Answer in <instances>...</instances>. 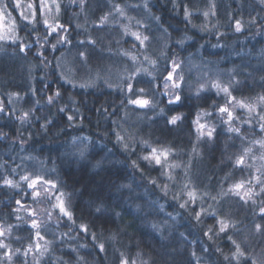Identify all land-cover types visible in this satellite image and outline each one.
I'll use <instances>...</instances> for the list:
<instances>
[{
    "label": "trees",
    "instance_id": "16d2710c",
    "mask_svg": "<svg viewBox=\"0 0 264 264\" xmlns=\"http://www.w3.org/2000/svg\"><path fill=\"white\" fill-rule=\"evenodd\" d=\"M20 2L17 10L15 0H0L15 19L9 39L0 40V242L7 245L0 248V264H120L121 253L136 264H236L228 236L247 257L264 264V193L255 194L260 186L253 188L255 204L231 193L220 195L264 173L258 158L264 149L254 143L264 139L257 115L264 114L259 100L264 96V0H85L83 6L81 0H47L33 31L20 12L27 15V4L38 7L39 0ZM103 16L108 19L101 26ZM45 18L64 29L47 35ZM133 32L149 39L141 45ZM58 34L68 42L57 43ZM21 45L30 48L21 52ZM173 62L183 82L175 89L181 102L170 105L164 77ZM128 83L136 95L127 91ZM224 87L237 101L256 107L250 126L242 123L249 117L245 109L227 105L240 118L232 126L244 139L227 130V116L218 112L227 100ZM137 97L154 106L128 103ZM172 116L181 119L170 124ZM198 119L215 129L212 139H198ZM117 134L124 140L118 141ZM248 147L252 152L245 163L251 167L234 166ZM151 148L172 150L168 162L179 165L167 169L173 180L161 175V166L141 159ZM25 175L53 180L66 195L74 223L58 210L49 220L43 210H50V203L36 204L26 194L31 190L21 180ZM5 179L18 187L5 185ZM186 183L198 198L180 208L188 199L181 192ZM33 218L41 222L42 240L30 226ZM217 219L229 222L226 232L219 233ZM241 264L249 262L241 258Z\"/></svg>",
    "mask_w": 264,
    "mask_h": 264
},
{
    "label": "snow or ice",
    "instance_id": "6c2138e0",
    "mask_svg": "<svg viewBox=\"0 0 264 264\" xmlns=\"http://www.w3.org/2000/svg\"><path fill=\"white\" fill-rule=\"evenodd\" d=\"M85 0H81V6H83ZM47 0H39V6L37 7V5L35 3H28L26 8L27 10H30L29 13L26 15L24 11L20 12V16L21 19L27 22V25H31L32 27L29 29V31H33L35 30V24L39 23V21L37 20V12H43L45 6H46ZM53 3H55V0H53ZM7 7L8 5L0 3V25H2L3 20L5 18V16H11L10 13L7 12ZM14 7L19 10L21 9V2L20 0H15L14 3ZM59 4H56V10L57 12H59ZM117 11L121 12V14L123 15V11L117 7ZM186 13H187V9H185ZM205 16L208 15L207 12L204 13ZM107 16H103L101 17V26L104 24L105 21H107ZM43 25L44 27L48 30L47 31V35L51 36L54 33H58V30H63L64 29V25L60 24V23H49L48 19L45 18L43 20ZM79 27V25H78ZM236 28L237 30H240V23L237 22L236 24ZM12 31H14V27L12 29ZM127 34V32L125 33ZM131 35L139 41V43L141 45H144L145 41H147L149 39L148 36H143L141 37L140 34L133 32L131 33ZM5 39L4 35H0V40ZM39 42V41H37ZM68 42V38L62 34H58L57 35V43H65ZM80 44H84L85 41H80ZM87 43L89 44H95V41L93 40H88ZM25 48H30V45H21L20 46V51L24 52ZM53 50L56 49V45H52ZM37 55H42V53L37 52ZM79 55L81 58H83L85 61L87 60L86 57V53L84 51H80ZM134 62L136 57L131 56L130 57ZM146 60H149V58L147 56H145ZM149 63H151L153 66L155 65V61L149 60ZM179 67V65H177L175 62H173V66L171 68L170 71H168L167 76L164 77L165 79V92L163 93L164 95H168L169 94V90H171V96L168 99V103L174 104V103H179L181 102V94L179 92H176L175 89L180 88L181 84L183 82V77L182 76H177L176 75V69ZM139 73V69H137V73H135L133 76L128 77L129 80L133 79L134 76L136 74ZM155 79V78H153ZM177 80H179V83H177ZM170 82V84H169ZM85 85H81V87H84ZM214 87H217L218 89L220 88L219 85H214ZM226 97L227 100L225 102L224 106H219L218 107V112L221 114V116L223 117V115L226 114L227 119L224 120V123L228 124V131L235 133L237 136H240L241 139H244V137L241 135V130L238 127H233L232 126V121L235 120H239L240 118L237 116H234V113L232 110H230V108L227 106L228 104H232L233 107H240L243 108L247 111V113L249 114L248 119L242 121V123H247L250 126H252V119H254L255 117L252 116L253 113L256 112V107L255 105L252 104H247L244 101H237L236 98L234 96H232L231 92L229 91V89L227 87H224L221 89ZM127 91L129 93H132V95H136V93L133 90V85L132 83H128L127 84ZM140 93L144 92L143 88H140L138 90ZM56 97L60 96V92L57 91L56 92ZM197 95H199V93H197ZM54 100V97L49 96L48 97V102L52 103ZM259 100L264 103V96L260 97ZM128 103L129 104H133L136 105L139 108H148V107H152L154 105L151 104L150 100L148 99H144L141 97H137L135 99L129 98L128 99ZM4 109L2 106H0V112H3ZM61 112L64 111L63 108L60 109ZM161 113H163V109H161ZM27 113L24 114L23 117H21V119H24L27 117ZM206 115H211V113H206ZM258 115V120H259V129L261 132H264V114H257ZM73 119L72 116L68 117V120L71 121ZM179 119H181V117L179 116H172L167 122L170 124H175ZM196 123L198 124V132H199V136L198 139L203 138L205 135L208 137V139H212L213 138V132L215 131L214 128H208V126L206 124H201L199 123V119L196 121ZM205 129H207L206 131H204ZM117 140L118 141H123L124 138L122 136H120L119 134H117ZM254 143H257L260 145V147L262 149H264V139L261 140H257L254 141ZM125 149L128 148L127 144H124ZM252 152V149L250 147L248 148H244L243 149V153L241 155H238L235 159V164L234 166L236 167H251V165H248L245 163L246 158L249 156V154ZM172 154V150L170 148H161V149H157V148H151V151L148 155H144L141 157L142 160L149 162V164H152L153 162L155 163V165L157 166H161L162 167V172L161 175H167L169 180H173L174 177L167 172V169L169 168H176L179 167V165L176 164H172L168 162V158L169 156ZM260 160L264 161V152L261 153V155L258 157ZM253 159H256V157H253ZM133 166H136V162L133 161ZM260 172V169H257V173ZM187 175V173H186ZM264 176V173H260L259 175L257 174H253L251 179L245 181V180H241L235 184H232L229 186L228 190L226 192L222 191L220 193L221 196H226L229 193H231L232 195H236L239 196L240 199L242 201H244L245 204L248 203L249 200H252V203L255 204L256 201L254 199H252L253 196V188L256 185H259V192L255 193L256 195H259L260 193H264V179H262L261 177ZM21 180L27 182L28 184V188L31 190L29 193H26L27 195H30L31 198L33 199V201L36 204H40L41 202H48L50 203V210L49 209H44L43 211L46 212L47 214V218L49 220H51L52 217V210H58L59 212V216L61 217H66L69 221H73V214L72 212L69 210L68 206H67V202H66V195L65 193H63L62 191H59L57 184L51 180V179H45L43 176H36L33 179H30L28 175L22 176ZM255 181V184H253L252 182ZM153 183L155 184L156 181H153ZM4 184L9 186V187H18V185L14 184L12 180H8L5 179L4 180ZM249 184L251 185V187L247 188L246 190H244L243 192H241L242 189H245V185ZM163 190L165 191V195H167L168 193V186L164 185L163 186ZM181 192L186 195L188 197L187 200H185L183 203L179 204L180 208H185L186 205L189 202L195 203V201L197 200V195H196V191L195 189H188V184L186 183L184 185V188L181 190ZM205 195H207V193H205ZM175 200H177V202H179V195H176L173 197ZM212 199H217V197H212ZM17 204H20L21 202L19 200L16 201ZM97 211H100V209H97ZM204 210L201 209V212H196L195 213V219L197 221H200L201 218V213ZM31 214V213H30ZM209 215L213 216L214 218L216 217V213L215 212H210L208 213ZM118 215V214H117ZM260 215H261V219L264 220V207L260 208ZM74 223V221H73ZM216 223L219 224V233H224L227 231V229L229 228L230 224L228 221L226 220H222V219H217ZM31 228L35 229V235L38 239H43V236H41L40 234V227H41V222L38 221L37 219L33 218L32 222H31ZM155 227V226H154ZM231 227L235 228V224H232ZM257 232L261 231V225L260 224H256L255 225ZM80 230L82 232H84L85 234H87L88 229L85 225L81 224L80 225ZM211 228L209 229V232H211ZM217 233V234H219ZM206 235L208 233H205ZM4 235V230H0V236ZM92 239L95 242L96 241V235L95 233L92 234ZM229 241H231V243L235 246V252L232 255V260H234L236 262V264H241V258H243L245 261L249 262V264H257V260L254 258H250L247 257L245 255V252L241 250V246L240 244L236 243L235 240L232 239L231 236H228ZM36 249L39 250L40 249V245L36 244ZM83 247V245H82ZM97 247L99 248V250L101 252L105 251V245L103 243H99L97 245ZM0 248H7V245L4 244L3 242H0ZM32 250V246L29 245V248L27 251H31ZM19 251V249L17 250ZM27 251L24 253L25 255H27ZM45 251H47V248H45ZM72 251H76L75 249H73ZM41 255H43V252L40 253ZM82 257H78L77 261L79 262V260H81ZM225 259H229L227 256L225 257ZM120 264H136L135 260H129L128 258H125L123 253H121V259H120ZM142 264H147V261H143Z\"/></svg>",
    "mask_w": 264,
    "mask_h": 264
},
{
    "label": "rangeland",
    "instance_id": "374dc122",
    "mask_svg": "<svg viewBox=\"0 0 264 264\" xmlns=\"http://www.w3.org/2000/svg\"><path fill=\"white\" fill-rule=\"evenodd\" d=\"M15 26V19L13 17H5L3 20L2 25H0V35H4L5 39L2 40H8L9 39V34L10 29L12 31L13 27Z\"/></svg>",
    "mask_w": 264,
    "mask_h": 264
}]
</instances>
